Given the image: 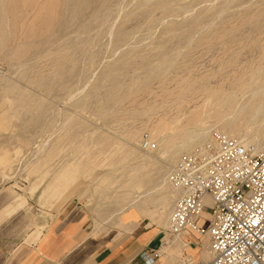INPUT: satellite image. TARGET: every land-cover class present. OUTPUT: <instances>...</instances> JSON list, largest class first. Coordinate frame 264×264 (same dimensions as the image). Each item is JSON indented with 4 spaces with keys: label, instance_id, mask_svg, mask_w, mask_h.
I'll return each instance as SVG.
<instances>
[{
    "label": "rangeland",
    "instance_id": "374dc122",
    "mask_svg": "<svg viewBox=\"0 0 264 264\" xmlns=\"http://www.w3.org/2000/svg\"><path fill=\"white\" fill-rule=\"evenodd\" d=\"M114 1V2H113ZM112 1V7H113V15L112 17L110 18V22L108 24V26L112 25V31H116V32H122L125 31V32H128L131 37L130 38V41H126V42H122L121 43H114V37L110 38L107 34L105 36H103L101 38V40L99 41V44L95 47L96 49H94L93 51H96L98 52L97 53V56L98 58L96 59V62L94 65L96 66H93L92 68H90L88 70V72L86 73V78L83 79L81 82H78V83H71V90L70 92L76 87L78 86V88L74 89L73 92H69V93H66L63 95L62 92L60 91H54L52 93V95H47L43 92H41L40 90L38 89H34L30 86V83H28L30 80V78L33 76V74L31 75L30 73V76L26 77V78H22L19 76L20 74V68L17 66H14L15 68H17L19 71H16L14 69V67L10 64H8L6 61H4L3 59L0 58V247L4 248L5 250L7 251H13L21 246H30V244H32V241H38L41 236L43 235V233H45L46 231H49V229L51 228V226L53 224H56L59 222V219L63 218V214L66 213V211H74L75 213L76 212H79L82 214L83 218L85 219L86 221V224H85V232L86 233H95L92 237H95V238H98V237H105V238H111V237H118L120 235V233L122 232L123 228H121L119 225H118V222L116 220V218L118 217V211L120 210L121 208V205H123V203H116L117 201V196H118V187L122 184V183H125L127 181V179L129 178V175L130 173L128 172L129 170V165H126L128 164L127 161L124 162L123 160V163L125 165H121V167H123L124 169H119V166L118 165V161L120 160V155H118L117 152H119V149L120 151H125L127 149H129L131 147V149L133 148L137 154H143L144 152L140 151V145L141 143L144 141V140H148L149 141V130L148 127H150L151 125L153 126L154 124H156L157 120L161 118H164L166 117L165 115L168 116L169 114V117L165 119V121H168V122H172V120L176 119V118H180L181 120V117L182 115H185L182 117V120L181 122H179L178 124L181 125L184 123V121H186V117H188L190 115V112L191 111H196L195 110V107H197V110H199V107L202 105V99L203 97L201 95H199V93H196L194 94L195 96H188L187 98H185V103L183 102V106L181 107V109H179V112H180V115L178 116L179 112L176 108V106H174V104H170V101H166V99L164 98H161L163 96H160L159 94H161V89H160V84L158 83L159 81L157 80L155 82L154 80V84H153V81L152 83H150L152 86L149 84L148 87L149 90H147L148 92L146 93L145 91L143 90H140L141 92H143V95L142 93H140L139 91V88H138V91L139 93L134 91V93H138L140 96H142L141 98H139V95L137 96L135 94L132 95V93L130 95H132L130 97L129 95V99L128 97H124V98H127L128 100V104L125 102L126 99H120L123 104H121L120 102V105H122V108L120 105H118L119 101L116 100V103L115 102H111L110 103V106L113 107L111 108V113L112 114H116V115H119L121 117H123V119L121 120L120 123H115V122H112V119H102L100 118L99 116H97L95 113H94V104L92 103L91 106L89 107H85L86 109L84 111H80V110H77L75 109L71 104H73V102L75 101H79L77 100L79 97H83V99H90L91 98V95H90V91H91V88L93 86V84H97L99 82V84H104V77H103V74H104V71L106 68L108 67H112L113 66V63H115L114 66H119L118 68V72H117V75H116V83L121 87L123 84H126V85H123L121 88L122 90L123 89H126V87L132 85L133 83H131L130 81L134 82V80L138 79V81H141L143 79V75L145 74V68L151 66L149 65L152 64V65H155V62L159 61L158 59H160L162 57V55L166 56L165 57H169L171 58V60H174L176 58V56H178L175 60L176 62L172 61V66L169 67L170 70H166V76L168 77L169 75L173 74L175 76H169L167 79L169 80V82L167 83V86L168 88H172L174 86V83L172 81L175 82L174 79H176L178 77V75L180 77H178L177 79H182L183 77L187 78L188 75H191V76H188L191 77V78H195L196 77V80L198 81H203L204 83H207V85L209 84V86H212L213 87V84L215 85L217 81H219V78L221 79V75H222V79H230L233 77V74H231V71L232 73H234L233 71H238L240 70L241 68L245 67V66H248V65H253V63L255 62V59L256 62L254 65H257L258 63H260V67L263 66L264 67V32H263V24L259 22L256 23V21H258L259 17L262 16L261 14L263 13L264 11V8H260L261 6L263 7L264 6V0H237L239 2H234L235 0H206L207 2H204L203 1H199V0H188V1H183V0H167V2L171 3L172 4H175V5H171V7H174V13L172 14V16L170 15V13H172L173 9H171L169 12H161V10L157 8V10H155L156 7H153L151 9L148 10V13H143L141 12V14L137 11V7L142 3V2H145L144 0H140L141 3L138 2V0H113ZM157 1L161 2V0H150V2L152 3H156ZM164 0H162L163 2ZM192 3H189L191 2ZM211 1V2H210ZM214 1V3H213ZM221 1V2H220ZM232 1V2H231ZM242 1V2H241ZM259 1V2H258ZM146 2H149L146 1ZM149 2V3H150ZM166 2V1H165ZM184 2V3H183ZM198 2V3H197ZM210 2V3H209ZM217 2V3H216ZM224 2V3H223ZM226 2H228L227 4H225ZM241 2V3H240ZM256 4H260V5H255ZM260 2H263V3H260ZM126 3V4H125ZM136 3H139L136 4ZM150 3V4H152ZM179 3H183L181 5H177ZM188 5H187V4ZM195 5H194V4ZM207 3L208 5L206 6ZM224 4L223 6L222 5H219V4ZM231 3L232 6H231ZM235 3V4H234ZM246 3V4H245ZM254 3V4H253ZM186 4V5H185ZM193 4V5H191ZM212 4V5H211ZM230 4V5H228ZM248 4V6H247ZM250 4V5H249ZM153 5V4H152ZM177 5V7H176ZM227 5V6H226ZM242 5V6H241ZM246 5V6H245ZM128 6V7H127ZM136 6V7H135ZM183 6L182 9H186V11L182 10L181 8L179 7ZM187 6V7H186ZM190 6V8L187 10V8ZM211 6V7H210ZM219 6V7H218ZM230 6V7H229ZM237 6V7H236ZM239 6V7H238ZM250 6V7H249ZM253 6L255 8H253ZM114 7L116 9H114ZM131 7H135V8H131ZM185 7V8H184ZM196 7V8H195ZM206 8V10L208 9V11H205V9L203 8ZM216 7L218 8L216 9ZM222 7V9H221ZM224 7V8H223ZM228 9H227V8ZM237 8V11L233 10L234 8ZM243 8V9H239V8ZM259 7V9H258ZM179 8V9H178ZM202 8V9H201ZM215 8V10H214ZM235 8V9H236ZM247 8V9H245ZM251 10H250V9ZM176 9V10H175ZM178 9V10H177ZM193 9V10H192ZM226 9V10H225ZM232 9V10H230ZM116 10V11H115ZM130 10L129 14L134 15L133 17H131V15L128 14V11ZM136 10V11H134ZM151 10V11H150ZM179 10L180 13H179ZM199 10V11H197ZM202 10V11H201ZM229 10V11H228ZM240 10V11H239ZM246 10V11H245ZM255 10V11H254ZM134 11V13L132 12ZM184 11V12H183ZM188 11L190 13H188ZM194 11V12H193ZM207 15H205V13ZM214 11H216L214 13ZM227 11L228 15L229 13H231L232 16H227V13H225ZM231 11V12H230ZM245 11V12H244ZM257 11V12H256ZM116 12V13H115ZM132 12V13H131ZM154 14H152V13ZM161 12V13H160ZM197 12V13H196ZM211 12V13H210ZM219 12V13H217ZM221 12V13H220ZM250 12V13H249ZM262 12V13H260ZM150 13L152 14V16L154 15L153 17V21L157 22V21H160V23H152V16H149ZM156 13V14H155ZM164 13V14H162ZM169 13V14H168ZM176 13V14H175ZM182 13V14H181ZM223 13V14H222ZM239 13V14H238ZM243 13V14H242ZM248 13V14H247ZM255 13V14H253ZM260 14V16H258V14ZM88 13H86L87 15ZM167 14V15H166ZM177 14L179 15V17L177 16ZM203 14L205 16H203ZM212 14V16H211ZM219 14V16H218ZM224 15V16H221ZM250 14V15H249ZM137 15V16H136ZM164 15V16H162ZM183 15V16H182ZM191 15H194V16H190ZM214 15V16H213ZM216 15L218 17H216ZM240 15V16H238ZM244 15V16H243ZM130 16V18H129ZM142 18H141V17ZM149 16V17H148ZM161 16V17H160ZM166 16V17H165ZM176 16V18H175ZM185 16V17H184ZM195 16L197 18L198 16V20L195 19ZM201 16V17H200ZM209 16L212 17H215V18H212L210 19ZM226 16V17H225ZM238 16V17H237ZM248 16V17H247ZM253 16V17H252ZM257 16V17H256ZM156 17H159V20L158 18ZM169 19H168V18ZM182 17V18H180ZM188 17V18H186ZM208 19H207V18ZM230 17V18H229ZM233 17V18H232ZM240 17V19H239ZM243 17V18H241ZM247 17V18H246ZM251 17V18H250ZM255 17V19H253ZM151 18V19H150ZM162 21H161V19ZM167 20H165V19ZM171 18V19H170ZM175 18V19H173ZM194 18V20H193ZM220 18V19H219ZM225 18V19H224ZM232 22H230L228 19ZM232 18V19H231ZM247 20H246V19ZM250 18V22H249V19ZM258 18V19H257ZM118 19V20H117ZM130 19V21H129ZM131 19H133L131 21ZM152 22H150V20ZM155 19V20H154ZM173 19V20H172ZM184 21H183V20ZM186 19V20H185ZM190 19V20H189ZM214 19V20H213ZM235 19V20H234ZM244 19V20H243ZM175 20V21H174ZM210 22H208V21ZM211 20V21H210ZM217 22H216V21ZM223 22H222V21ZM225 20H228V21H225ZM259 20H262V19H259ZM126 21L130 22V24L127 22L126 24ZM143 21V23H142ZM164 21V22H163ZM172 21V22H171ZM174 21V22H173ZM178 21V22H177ZM186 21V22H185ZM189 21V22H187ZM191 21V22H190ZM193 21H196L197 23H200L198 25H190V23H193ZM199 21V22H198ZM202 21V23H201ZM236 21V22H235ZM244 21V22H243ZM254 21V22H253ZM125 22V23H123ZM183 22V26H182V23ZM206 22V24H205ZM216 22V23H214ZM220 22H222L220 24ZM228 22V24H227ZM234 22L236 23V25H234ZM239 22V23H238ZM111 23V24H110ZM133 23V24H132ZM140 23H142L140 25ZM145 23V24H144ZM147 23V24H146ZM155 24V26L153 27V25ZM174 23V24H173ZM179 23V24H178ZM211 23H214L213 25ZM244 23V24H243ZM246 23V25H245ZM247 23H250V24H247ZM123 24H125V26H122ZM151 24V25H150ZM160 24V25H159ZM169 26V29L168 27L166 26ZM173 24V25H172ZM181 24V26H179ZM187 24V25H186ZM203 24V25H202ZM224 24V27L222 26ZM255 24V25H253ZM114 25H115V28H114ZM118 25V26H117ZM138 25V26H136ZM149 25V27H147ZM185 25V26H184ZM189 25V26H188ZM209 25H211L209 27ZM220 27H218V26ZM234 25V26H233ZM239 25V27H238ZM241 25V26H240ZM252 25V27H251ZM117 26V27H116ZM141 28H140V27ZM146 26V28L144 29V27ZM166 26V27H165ZM177 26V27H175ZM179 26V27H178ZM202 26V27H201ZM206 26V27H204ZM208 26V28H207ZM213 26V28H212ZM216 26V27H215ZM222 26V27H221ZM230 26V28H229ZM237 26V28H235ZM246 29V31L243 29ZM250 26V27H249ZM120 27V29H119ZM123 27H125V29H123ZM143 27V28H142ZM151 27V29H149ZM165 27V28H164ZM172 30H171V28ZM175 29H174V28ZM231 27H233L231 29ZM242 27V28H240ZM261 27V28H260ZM122 28V29H121ZM134 28L136 30H134ZM142 29V31L140 29ZM180 28V29H179ZM182 28V29H181ZM184 28H187L185 29L184 31V34H183V31L181 30H184ZM195 28V29H194ZM204 28V29H203ZM209 28H212L213 30L209 33V31L211 29ZM215 28V29H214ZM225 28V29H224ZM240 28V29H239ZM118 29L120 31H118ZM129 29V30H128ZM132 29V30H130ZM168 29V31H167ZM179 29V30H178ZM206 29V30H205ZM209 29V31H208ZM220 29V30H218ZM224 33H222L223 31ZM229 32L230 31H233V35L231 36V32H227L228 34H226V30ZM255 29V30H254ZM139 30V31H138ZM197 30L194 34V31ZM200 30V32L198 33V31ZM204 30V31H203ZM217 30V31H216ZM244 30V31H243ZM130 31V32H129ZM164 31V32H163ZM172 31V32H170ZM179 31V34L177 35L176 33ZM206 31V33H204ZM208 31V32H207ZM221 31V34L220 32ZM236 31V32H235ZM249 31V32H248ZM260 31V32H259ZM136 33V34H133ZM217 34H216V33ZM219 32V33H218ZM173 33V34H172ZM201 33H204L203 35L205 36H202L200 35ZM209 33V34H208ZM212 33L214 34V36L212 35ZM257 33V34H256ZM261 35H260V34ZM150 34V35H149ZM181 34V35H180ZM194 34V36H193ZM207 34V35H206ZM212 36H211V35ZM216 34V35H215ZM220 34V35H219ZM247 37H246V35ZM254 34V35H253ZM152 35V36H151ZM165 35V36H164ZM169 37H167V36ZM177 35V36H176ZM190 35L192 37H190ZM209 35V38L211 37L210 41H209V45L206 43L208 42L209 38H206L208 37ZM236 35V36H235ZM259 35V36H258ZM135 36V37H134ZM174 36V37H173ZM179 36L183 37V38H179ZM203 38H202V37ZM217 36V37H216ZM223 36H225L223 38ZM229 36V38L227 37ZM231 36V37H230ZM240 36V37H239ZM260 38H258V37ZM262 36V37H261ZM185 37V38H184ZM188 37H190L189 41H185V40H188ZM239 37V38H238ZM243 37V38H242ZM245 37V38H244ZM128 38V39H129ZM132 38V39H131ZM134 38V39H133ZM166 38V40H165ZM172 38V40H171ZM181 41H179L178 40ZM195 39L193 40V42H195V44L192 42V39ZM197 38L198 41H197ZM206 38V39H205ZM215 38V40H214ZM223 38V39H222ZM228 38V39H227ZM237 38V39H236ZM242 41H241V39ZM250 40H249V39ZM255 38H258L260 39L259 41L262 43H260L259 41H257L258 39H255ZM112 39V41L110 40ZM138 39V40H137ZM176 39V40H175ZM204 39V40H203ZM214 42H213V40ZM246 39V40H245ZM248 39V40H247ZM253 39V40H252ZM110 40V41H109ZM135 40V41H133ZM137 40V41H136ZM169 40V41H168ZM171 40V41H170ZM174 40V41H173ZM201 40V41H200ZM203 40V41H202ZM219 40V41H218ZM223 40V41H222ZM229 40V41H228ZM101 41H103L101 43ZM168 41V43H167ZM200 41V42H199ZM205 41V42H204ZM219 43H218V42ZM231 41V42H230ZM238 41V43H237ZM247 41V43H246ZM255 41V42H253ZM132 42H135L136 44H138L137 46L134 47V44L135 43H132ZM170 42H171V46H170ZM179 42V43H178ZM184 42V43H183ZM202 42H204L202 44ZM211 42V43H210ZM223 42V43H222ZM240 42V43H239ZM243 42V43H242ZM250 42V43H249ZM108 43V44H107ZM126 43V44H125ZM133 46H130V44ZM167 45H166V44ZM178 43V44H177ZM187 43V45H185ZM192 43V44H191ZM228 43V44H227ZM236 43V44H235ZM242 43V44H241ZM107 44V45H106ZM122 44V45H120ZM135 44V45H136ZM164 44V45H163ZM169 44V45H168ZM177 44V45H175ZM201 44V45H199ZM207 46H205V45ZM213 44V45H212ZM222 44V47L220 48V46L218 45H221ZM230 44V45H229ZM234 44V45H233ZM247 44V46H246ZM251 44V45H250ZM252 44H255V45H252ZM263 46L262 49H263V54L261 55L260 53V48H261V45ZM116 45V46H115ZM120 45V46H119ZM189 45H191L190 47H188ZM224 45V46H223ZM229 45V46H228ZM237 45V46H235ZM241 47H240V46ZM245 45V46H244ZM249 45V47H248ZM258 45V46H257ZM260 45V46H259ZM114 46V47H113ZM119 46V47H118ZM130 46V47H129ZM139 46V47H138ZM167 46V47H166ZM175 46V47H174ZM176 46L178 50H176ZM180 46V47H179ZM184 48H182V47ZM187 46V51L185 50ZM197 46V47H195ZM201 46V48H200ZM204 46V47H203ZM216 46V47H214ZM113 47V48H112ZM116 47V48H115ZM165 47H166V50H165ZM192 47V48H191ZM209 47H212V48H209ZM214 47V48H213ZM225 47V49H224ZM132 48H134L132 50ZM164 49V52H163V49ZM169 48V49H168ZM179 48H182V49H179ZM190 48V49H189ZM195 50H194V49ZM199 50H198V49ZM228 48V49H227ZM232 48V49H231ZM233 48H235L233 50ZM241 48V49H240ZM252 48V49H251ZM98 49V50H97ZM173 49V50H172ZM210 51H209V50ZM213 49V50H212ZM222 49V50H221ZM239 49V51H238ZM171 50V51H169ZM176 50V51H175ZM189 50V51H188ZM202 50V51H201ZM230 50V51H229ZM233 50V52L231 51ZM246 50V51H245ZM131 51V52H130ZM174 53H173V52ZM181 52V53H178V52ZM186 51V52H185ZM194 51V52H192ZM205 51V52H203ZM208 51V52H207ZM240 53H238V52ZM244 52V53H241V52ZM254 51V53H253ZM129 53H133L132 55L128 54ZM168 52V53H166ZM171 52V53H170ZM175 52L176 54L178 53V55H175ZM189 52V54H188ZM215 52V53H214ZM250 52V53H249ZM170 53V54H169ZM187 53V54H186ZM194 53V54H193ZM230 53V54H229ZM234 55H233V54ZM114 54V55H113ZM128 57H127V55ZM135 54V55H134ZM184 54L186 55H189L187 57H192L191 60H189ZM193 54V55H191ZM198 54V55H197ZM210 54V56H209ZM213 54V55H212ZM216 54V55H215ZM219 54V55H218ZM226 54V55H225ZM229 54V55H228ZM238 54H240L238 56ZM253 54V55H252ZM161 55V56H159ZM175 55V56H174ZM181 55V56H180ZM184 55V56H183ZM191 55V56H190ZM197 57H195V56ZM205 57H204V56ZM246 55V57H245ZM261 55V56H260ZM126 56V57H125ZM131 58H130V57ZM136 56V57H135ZM163 56V57H164ZM213 56L215 59H213ZM226 56V57H224ZM233 56V57H232ZM241 56V57H240ZM252 56H254L252 58ZM123 57V58H122ZM184 57V58H182ZM207 57V58H206ZM212 57V58H211ZM224 57V59H223ZM237 57V58H236ZM47 58V59H46ZM41 57L40 59H42L41 61L42 62H39L40 59H37V61H35L36 59H34V67H33V60L30 61L29 63V67L32 68L33 70V73H35L36 71H41V72H48L51 68V61H50V58L48 57ZM110 58V59H109ZM158 58V59H156ZM194 58V59H193ZM203 58V59H202ZM205 58V59H204ZM210 60H209V59ZM249 61L248 62L246 59ZM46 59V60H45ZM121 59V60H120ZM132 61V65L131 63L128 61V60ZM178 59V60H177ZM185 59V60H184ZM195 59H198V61ZM201 59V60H200ZM208 59V61H207ZM219 59V60H218ZM230 61H229V60ZM238 59V61H237ZM259 59V60H258ZM48 60V61H47ZM120 60V61H119ZM125 60L127 61V63L125 62ZM157 60V61H156ZM183 61V65H182V61ZM194 62H193V61ZM215 60V61H213ZM221 60V61H220ZM223 60V61H222ZM227 60V62H226ZM234 60V62L232 61ZM236 60V62H235ZM47 63H46V62ZM178 61V64H176ZM181 61V62H180ZM212 61V62H211ZM260 61V62H259ZM36 63H39V64H35ZM50 62V63H49ZM108 62V63H107ZM125 62V63H123ZM148 62V64H147ZM152 62V63H151ZM197 62V63H195ZM201 62V63H200ZM202 62L204 65H202ZM214 62V64H213ZM224 62V63H222ZM230 62V64H228ZM238 62V63H237ZM245 62V64H244ZM258 62V63H257ZM49 63V64H48ZM99 63V64H98ZM123 63V64H122ZM154 63V64H153ZM175 63V64H174ZM180 63V64H179ZM184 63H187V64H184ZM199 63V64H198ZM208 63V64H207ZM212 63V64H211ZM216 63V64H215ZM219 63H222V64H219ZM232 66H229L231 64H233ZM236 63V65H235ZM247 63V65H246ZM42 64V65H41ZM46 65L44 67V65ZM117 64V65H116ZM192 64V65H191ZM196 64V66H194ZM210 64V66H209ZM243 64L245 66H243ZM39 65V67H38ZM50 65V66H49ZM108 65V66H107ZM111 65V66H110ZM157 65V64H156ZM177 65V66H176ZM179 65V66H178ZM183 67H182V66ZM189 65H191L192 69ZM202 65V66H201ZM213 65V66H212ZM215 65V66H214ZM228 65V66H226ZM253 65V66H254ZM39 68H37V67ZM40 66H41V69H45L46 67L49 69H47L48 71H46V69L43 71L40 69ZM107 66L105 69L104 67ZM131 68H130V67ZM187 66V68H186ZM205 67V69L208 68V71H209V77H208V73L206 74V71L207 70H204V68L202 69L201 67ZM217 66H218V69H217ZM242 66V67H241ZM44 67V68H43ZM98 67V68H97ZM125 67V68H123ZM129 67V68H128ZM200 67V69H199ZM221 67V69H220ZM230 67V68H229ZM174 68V70L172 69ZM179 68V69H178ZM184 68V69H182ZM186 68V69H185ZM210 68V69H209ZM224 68V69H222ZM229 69V70H226V69ZM35 69H37L35 71ZM104 69V70H103ZM125 69V70H123ZM176 69H177V72H176ZM190 69V71H189ZM196 69V70H195ZM215 71H213V70ZM235 69V70H234ZM182 70V71H181ZM195 70V71H194ZM199 70V71H198ZM202 70V71H201ZM204 70V71H203ZM122 71V72H121ZM168 71V72H167ZM175 73H174V72ZM185 73H184V72ZM198 71V72H197ZM201 71V72H200ZM182 74H181V73ZM189 72V73H187ZM193 72V73H192ZM215 73H216V76L219 75V72L220 73V77L217 76L216 78L213 77ZM223 72V73H222ZM168 73V74H167ZM200 73V74H198ZM218 73V74H217ZM229 73V75H228ZM121 78H120V76ZM178 74V75H177ZM196 74V75H195ZM205 74V75H204ZM231 74V75H230ZM128 75V76H127ZM132 75V76H131ZM182 75V77H181ZM205 76L206 80H203L205 79L204 77H201V76ZM211 75V76H210ZM224 75V76H223ZM230 76V77H227L226 76ZM20 78H19V77ZM90 76V77H89ZM127 77V79H126ZM172 77V78H171ZM212 77V79H211ZM9 78V79H8ZM28 78V80H26ZM119 78L121 80H119ZM132 80H131V79ZM174 78V79H173ZM202 78V80H201ZM210 78V80H209ZM123 79V80H122ZM130 79V81H129ZM176 79V80H177ZM3 80V81H2ZM101 80V81H100ZM172 80V81H171ZM216 80V81H214ZM26 81V82H25ZM97 81V82H95ZM118 81V82H117ZM125 81V82H123ZM137 81V80H136ZM135 81V82H136ZM206 81V82H205ZM213 81V82H212ZM83 82V83H82ZM123 82V83H121ZM128 82V83H127ZM81 83V84H80ZM172 83V84H171ZM78 84V85H77ZM80 84V85H79ZM121 84V85H120ZM13 85H14V88L15 87H21L22 89H26V91H29L30 93L32 94H37V98H41L43 99L46 103H49L50 106L53 108L52 112L50 113L49 117L51 120H53L51 124H54L53 126L51 125L50 128H45V129H36L34 134H32L34 136V138L31 139V141L29 140L30 139V134L29 133H24V130L21 129V120H24L25 119V112L22 111L20 112V110L17 109V101L14 99L16 97H14V92H13ZM17 85V86H16ZM29 85V86H28ZM87 85V86H86ZM156 85V86H155ZM10 86V87H9ZM108 86V84H107ZM155 86V87H154ZM159 86V88H158ZM9 87V88H8ZM36 90V91H35ZM102 90V91H101ZM100 90V94L103 93V95L105 94V90L104 89H101ZM153 90L155 91L153 93ZM159 90V91H158ZM78 91V92H77ZM126 90H123L122 92L126 93L125 92ZM151 91V92H150ZM158 91V92H156ZM34 92V93H33ZM59 92L62 94H59ZM76 92V93H75ZM133 93V94H134ZM152 94V97L151 95L149 94ZM69 94V95H68ZM147 96H146V95ZM198 94V96H197ZM45 95V96H44ZM47 95V96H46ZM90 95V96H89ZM149 95V96H148ZM157 95V96H156ZM162 95V94H161ZM134 96V97H133ZM160 96L159 99H157L158 97ZM200 96V97H199ZM77 99H76V98ZM147 97V98H146ZM151 97V98H150ZM192 97V98H191ZM195 97V98H194ZM79 98V99H80ZM133 98H138V100L136 101L135 99L133 100ZM150 98V99H149ZM191 98V99H189ZM194 98V99H193ZM198 98H201L200 100ZM82 99V98H81ZM80 99V100H81ZM131 99V100H130ZM154 99V101H153ZM157 99V100H156ZM188 99V100H187ZM150 100V101H149ZM163 100V101H162ZM196 100V101H195ZM131 101V102H129ZM134 101V103H132ZM146 102V106H148V104L150 106L154 105L155 106H152L154 108H157V113L153 112V113H150L149 115H147V117L144 115V116H138L140 117V119L137 117H133L132 114H131V111H130V108L132 109H135V110H139L142 108L143 104L145 106V103L143 102ZM153 101V103H152ZM166 102H168L167 105ZM189 101V102H188ZM138 105H136L135 104ZM155 102V103H154ZM157 102H159V104H157ZM194 104H192V103ZM12 103V105H11ZM134 104L133 106H129V104ZM162 103V104H161ZM163 103L165 105H167L169 108H164L165 105H163ZM173 103V102H171ZM191 103V105L189 106V104ZM140 104V106H139ZM198 104L200 105L198 107ZM116 105V106H115ZM188 105V106H187ZM123 106H126L123 107ZM162 108L160 109L159 108ZM173 106V107H172ZM91 107V108H90ZM115 107V108H114ZM117 107V109H116ZM120 107V108H119ZM138 107V108H137ZM140 107V108H139ZM189 107V108H188ZM14 108V109H13ZM93 108V109H92ZM114 108V109H113ZM119 108V110H118ZM159 108V109H158ZM185 112H183V110ZM187 108V109H186ZM84 109V108H83ZM116 109V110H115ZM123 109V110H122ZM127 109V111L125 110ZM129 109V111H128ZM169 111H168V110ZM193 109V110H192ZM18 110V111H17ZM158 110H161L160 112ZM168 112H167V111ZM56 111V112H55ZM62 113H60V112ZM64 111V112H63ZM93 111V112H92ZM125 111L127 113H125ZM166 112V114L164 115V113L162 112ZM116 112V113H114ZM120 112V113H119ZM171 112V113H170ZM189 112V113H188ZM58 113V114H57ZM63 113H65L67 115V117H73L75 118L76 120H80V124L82 125V127L84 128L86 125H89L87 126L86 128L87 129H79V130H82V134H81V131H78V129H64L63 128V125H64V117H63ZM94 113V114H93ZM122 113V115H121ZM125 113V114H123ZM131 115H129V114ZM177 113V114H176ZM186 113V114H185ZM6 114V116H5ZM14 114H16V116H14ZM128 114V115H127ZM154 114V115H153ZM171 114V115H170ZM175 114V115H174ZM210 113H206L204 114L202 117L203 119V123L205 126L209 127V134L207 135V139L205 143H202V146L204 144H206L209 140H210V137H211V134L214 132V131H220V128L218 127V125L216 124V119L214 120V118L212 117V115H207ZM3 115L5 116V118L3 117ZM56 115V116H55ZM59 115V116H58ZM127 117H125V116ZM159 116V117H156V116ZM161 115V116H160ZM206 115V116H205ZM13 116V117H12ZM52 116V117H51ZM61 116V117H60ZM75 116V117H74ZM154 116V117H153ZM173 116V117H172ZM178 116V117H177ZM7 117V118H6ZM10 117V118H8ZM17 117V118H15ZM55 117V118H54ZM57 117V118H56ZM63 117V118H62ZM131 117V118H130ZM132 117H133V120H132ZM144 117V119H143ZM149 117H151L149 119ZM171 117V118H170ZM185 117V118H184ZM207 117L209 119H207ZM54 118V119H52ZM142 118V119H141ZM153 118V119H152ZM156 118V119H155ZM178 118V120H179ZM213 118V119H212ZM3 119V120H2ZM4 119L6 121H4ZM8 119V120H7ZM128 119V120H127ZM155 119V121H154ZM185 119V120H184ZM3 122H2V121ZM109 120V121H108ZM134 120H137V121H134ZM144 124H146V126L143 124V121ZM207 120V121H206ZM104 121L106 123H104ZM130 121V122H129ZM133 121L135 122L133 124ZM139 121H141L139 123ZM149 121V122H147ZM153 121V123H151ZM205 121V122H204ZM5 122V123H4ZM58 122V123H57ZM63 122V123H62ZM83 122V123H82ZM111 122V123H109ZM125 122V123H123ZM209 122V123H208ZM215 122V123H213ZM86 125H85V124ZM131 123V124H130ZM139 123V124H138ZM149 123V124H148ZM181 123V124H180ZM206 123H208L206 125ZM84 124V125H83ZM108 124V125H107ZM110 124V125H109ZM113 124V125H112ZM123 124V125H121ZM133 124V125H132ZM136 124V125H135ZM177 124V125H178ZM91 125L93 127H91ZM112 125V126H111ZM119 125V126H118ZM141 125L140 127H135L136 129H141L142 131H140V136H142V138L140 137L139 140H137L135 143H131L130 145L127 144L126 142H123L125 141L124 138H123V132L122 130L123 129H127V128H134V126H139ZM143 125V126H142ZM148 125V126H147ZM212 125V127H210ZM44 126V125H43ZM126 126V128H125ZM214 126V127H213ZM8 127L11 129H9L8 131L4 130L5 129H8ZM90 127V128H89ZM95 127V128H94ZM107 129V131H109V133L105 130V128ZM122 127V128H121ZM145 127V128H144ZM92 128H94L92 130ZM118 128V131L117 130H114ZM144 128V129H143ZM147 128V129H146ZM211 128V129H210ZM21 129V130H20ZM146 129V131H144ZM45 130V133L44 131ZM85 130V131H83ZM92 130V132H91ZM114 130V131H113ZM39 131V132H38ZM73 131V132H72ZM88 131V132H87ZM102 131V132H101ZM112 131V134L114 135V138H113V135H110ZM120 131V132H119ZM124 131V130H123ZM144 131V132H143ZM75 132V133H74ZM87 132V133H86ZM90 132V133H89ZM101 132V133H100ZM105 132V134H107L108 136H111L112 139H114L118 144L120 143V145L116 144V142L114 141V146L112 145V147H110V150H107L109 152L106 151V153L104 154V156H100L99 159H98V162H97V165L95 166H92L90 171H87L84 167L86 166L87 164V161L89 160V152L90 150H94L95 148V140L101 135H105L103 134ZM122 132V133H121ZM15 133V134H14ZM37 135H36V134ZM41 133V134H39ZM100 133V134H99ZM29 134V135H28ZM72 134V135H71ZM94 134V135H93ZM116 134V135H115ZM70 135V136H69ZM74 135V137H72ZM77 135V136H76ZM84 135V138L83 136ZM96 135H99L98 137ZM16 136V137H14ZM21 136V138H20ZM27 136V137H26ZM37 136V137H36ZM76 136V137H75ZM13 137V139H12ZM22 137H24L26 141L28 142H24V145L22 147L21 144H23V141L21 139H23ZM110 137V138H111ZM117 139H116V138ZM20 138V139H19ZM29 138V139H27ZM87 138V140H86ZM93 138H96L92 141ZM4 139V140H3ZM121 139V140H120ZM20 140V141H19ZM34 140V141H33ZM89 140V141H88ZM123 140V141H122ZM47 141V142H46ZM122 141V142H121ZM85 142V143H84ZM150 142V141H149ZM27 143H29V145H27ZM40 143H44L43 145V148L40 150V151H36L38 149V145ZM94 143V144H93ZM122 143V144H121ZM151 143V142H150ZM83 144V145H82ZM125 144V145H123ZM137 144V145H136ZM153 144L152 146H154L153 148H156L157 149V145L156 143H154L152 141ZM5 147H4V146ZM20 145V147L18 146ZM47 145V146H46ZM92 145V146H91ZM116 145V146H115ZM28 146V147H27ZM94 146V148H93ZM3 147V148H2ZM18 147V148H17ZM27 147V148H26ZM37 147V148H36ZM121 147V148H120ZM198 148L200 147V145L197 146ZM195 147V149L197 148ZM83 148V150H81ZM125 148V149H123ZM89 149V150H88ZM159 149V148H158ZM35 150V151H34ZM39 150V149H38ZM138 150V151H137ZM194 150V149H193ZM42 151V152H41ZM88 151V152H86ZM155 151V149H154ZM37 152V153H36ZM86 152V153H85ZM112 152V153H111ZM142 152V153H141ZM158 152V151H157ZM157 152L155 153V157L157 159L158 158V154ZM37 155H36V154ZM146 153V152H145ZM149 153V152H148ZM2 154V155H1ZM78 154V155H77ZM111 154V155H110ZM184 153H181L178 158ZM35 155V156H34ZM114 155V156H113ZM4 156V157H3ZM106 157V158H105ZM82 158H84L83 160H81ZM102 158V159H101ZM178 158L176 159V161L178 160ZM38 159V160H37ZM101 159V160H100ZM9 160V161H8ZM40 160V161H39ZM104 160V162L102 163V161ZM83 161V162H82ZM115 161V162H113ZM175 161V163H176ZM7 162V163H6ZM42 162V163H41ZM100 162V163H99ZM107 162V163H106ZM113 162V163H112ZM160 163L159 161H155L154 163H152L149 167H146L144 168L142 171L144 174L147 175L146 179H148L146 181V184L145 186L146 187H151L153 185H156L158 182L156 180V177H155V171H153L154 169L156 170L159 166H160ZM175 163L169 165V168L171 167V169L173 168V166L175 165ZM41 164H43L41 166ZM68 164V165H67ZM74 164V165H73ZM83 164V165H82ZM99 164H100V167H99ZM103 164V165H102ZM112 164V165H111ZM32 167H31V166ZM76 165V166H75ZM30 166V167H29ZM36 166V167H35ZM40 166V167H39ZM44 166V167H43ZM61 166V167H60ZM65 166V167H64ZM70 166V167H69ZM73 166L74 168H77L78 170L76 171V173L73 175V177L70 179H64L63 177L66 175V172H68L69 170L71 171L73 169ZM105 166V167H103ZM131 166V165H130ZM17 167V168H16ZM42 167V168H41ZM64 167V168H63ZM116 167V169H115ZM118 167V168H117ZM36 170H35V169ZM63 168V169H62ZM68 168V169H67ZM114 168V171L112 170ZM153 168V169H152ZM38 169V170H37ZM62 169V170H60ZM67 169V170H66ZM171 169H169L171 171ZM34 170V171H33ZM46 170V171H45ZM99 170V171H98ZM113 172H112V171ZM29 171V172H28ZM37 171V173L35 172ZM44 171V172H43ZM57 171V172H56ZM83 171V172H82ZM86 171V172H85ZM35 172V173H34ZM43 172V173H41ZM59 175V177L56 175ZM101 172V173H100ZM108 172V173H107ZM111 172V173H110ZM125 172V173H123ZM6 175V176H3V174ZM53 173V174H52ZM60 173V174H59ZM37 174V175H36ZM118 174V175H117ZM121 174V175H120ZM170 174V173H169ZM43 175V176H42ZM52 175V177L50 176ZM56 175V176H55ZM110 175V176H109ZM112 175V176H111ZM3 176V177H2ZM83 176V177H82ZM169 176V175H168ZM39 177V178H38ZM55 177V178H54ZM57 177V178H56ZM109 177V178H108ZM116 177V178H115ZM6 178V179H5ZM63 178V179H62ZM106 178H108L106 180ZM151 178V179H150ZM168 178V177H167ZM53 179V180H52ZM93 179V180H92ZM101 179V181H100ZM121 179V180H120ZM123 179H126V180H123ZM53 182H52V181ZM64 180V181H63ZM109 180V181H108ZM117 182H120L119 183H116ZM60 181H63V182H60ZM92 181V182H91ZM153 181V182H152ZM49 182V183H48ZM59 182V183H58ZM106 182V183H105ZM111 182V183H110ZM61 183V184H60ZM100 183L102 184L101 186ZM150 183V184H149ZM48 184V185H47ZM117 184V185H116ZM148 184V185H147ZM58 186L57 190L55 191H52V189H54V186ZM115 185V186H114ZM46 186V187H45ZM94 189H93V188ZM112 187V188H111ZM114 187V188H113ZM117 187V188H116ZM49 188V189H48ZM100 188V189H99ZM103 188V189H102ZM111 188V189H109ZM99 189V190H98ZM107 189V190H106ZM113 189V190H112ZM116 189V190H115ZM98 190V191H96ZM47 191V192H46ZM112 191V192H111ZM46 192V193H45ZM50 192V193H49ZM99 192L101 194H99ZM109 192V193H108ZM116 192V193H114ZM98 193V194H97ZM104 193V194H103ZM44 194H47V195H44ZM50 196H49V195ZM103 194V195H102ZM43 195V196H42ZM115 195V196H114ZM156 195V197H155ZM155 195H152V197L154 198H157L158 195L155 194ZM117 197V198H116ZM42 198V199H41ZM45 198V199H44ZM105 198V199H104ZM107 198V199H106ZM110 198V199H108ZM109 200V202H107ZM46 201V202H45ZM45 202V203H44ZM104 202V203H103ZM111 202V203H110ZM19 204L17 205V208L15 209V206L16 204ZM107 203V204H106ZM109 203V205H108ZM113 203V204H112ZM116 203V204H115ZM153 203V202H152ZM174 203V202H173ZM172 203V204H173ZM112 204V205H111ZM48 205V206H47ZM62 206V207H61ZM151 206V207H150ZM172 207L173 205H171V209L169 211H167L168 213H165V216L162 218H160V216L158 215L157 213V209L155 208V203L151 204L149 203L147 205V209L146 211L143 213L145 216L143 217V220L144 222L147 224L149 223L150 225H153V226H156L158 227L160 230H165L168 226V219H169V215H170V212L172 210ZM105 208V209H103ZM111 208V209H110ZM99 209V210H98ZM150 209V210H149ZM154 209V211L152 210ZM109 212H107V211ZM111 210V211H110ZM117 210V212H116ZM153 211V212H152ZM100 212V213H99ZM114 212V213H113ZM149 214V215H148ZM152 214V215H150ZM167 214V215H166ZM103 215V216H102ZM112 215V216H111ZM147 215V216H146ZM101 216V217H100ZM111 216V217H110ZM154 216V217H153ZM106 217V218H105ZM110 217V218H109ZM103 219V220H102ZM106 219V220H105ZM109 219V220H108ZM118 219V218H117ZM158 219V220H157ZM141 220V219H140ZM138 220L137 223L140 221ZM114 221V222H113ZM161 221V222H160ZM164 221V222H162ZM100 222V224H99ZM109 222V223H108ZM116 222V223H115ZM102 224V225H101ZM104 224V225H103ZM136 223L132 224V225H135ZM117 225V226H116ZM198 226L201 227V228H205L206 226V222L205 221H198ZM104 227V229H103ZM100 228V229H99ZM98 230V231H97ZM108 230V231H107ZM108 232V233H107ZM117 234V235H116ZM171 240H174V238H172ZM163 241H166L167 242V234H166V237L164 238ZM169 243V242H168ZM167 244V243H166ZM206 245V242L204 243V246ZM203 246V247H204ZM204 249V248H202ZM171 249L167 250V252H164V254L166 253H169ZM173 252V251H171ZM161 253V252H160ZM175 253V252H173ZM171 254V253H169ZM181 254V251H177V256H179ZM163 256V255H162Z\"/></svg>",
    "mask_w": 264,
    "mask_h": 264
},
{
    "label": "bare ground",
    "instance_id": "6f19581e",
    "mask_svg": "<svg viewBox=\"0 0 264 264\" xmlns=\"http://www.w3.org/2000/svg\"><path fill=\"white\" fill-rule=\"evenodd\" d=\"M112 1L113 0H0V58L3 59L4 61H6L8 64L12 65L13 67L14 66H18L20 68V74L19 76L22 77V78H26L27 76L29 77L30 74L33 76L30 78V80H28V78L26 80H28L30 83V86L34 89H38L40 90L41 92L47 94V95H52V93L54 91H60L64 94L66 93H69L70 90L72 89L71 88V83H78V82H81L83 79H85L86 77V73L88 72V70L90 68H92L93 66H96L94 65L95 62H96V59L98 58L97 56V53L96 51H93L94 49H96L95 47L99 44V41L101 40V38L103 36H105L106 34L111 38L114 37V43L118 44V43H121L123 44V42H126V41H130V38L131 35L128 33V32H125L123 31L122 32H116V31H112V25L108 26L109 22H110V18L112 17L113 15V7H112ZM145 1V0H144ZM148 1V0H146ZM142 2L140 0H138L139 3H141L139 5V3H136L138 4L139 6L137 7V11L141 14V12L143 13H148V10L153 8V7H156L155 10H158L160 9L161 12H169L171 9H173L174 7H171L169 2H167V0H164L162 2H159L157 1L156 3H152L150 4L149 2ZM153 1V0H152ZM155 1V0H154ZM166 1V2H165ZM173 1V0H172ZM181 1V0H180ZM184 1V0H183ZM185 1H188V0H185ZM200 1V0H199ZM203 1V0H201ZM205 2H207L206 0H204ZM203 1V2H204ZM209 1V0H208ZM218 1V0H216ZM230 1V0H229ZM237 0H235L234 2H236ZM240 1V0H239ZM237 1V2H239ZM114 2V1H113ZM211 2V1H210ZM209 2V3H210ZM219 2V1H218ZM221 2V1H220ZM232 2V1H231ZM242 2V1H241ZM240 2V3H241ZM257 2V0H256ZM259 2V1H258ZM184 3V2H183ZM183 3H179L177 5H181ZM189 3H192L189 2ZM198 3V2H197ZM214 3V1H213ZM217 3V2H216ZM224 3V2H223ZM228 2H226L225 4H227ZM255 3V2H254ZM253 3V4H254ZM260 3H263V2H260ZM126 4V3H125ZM187 4V3H186ZM185 4V5H186ZM194 4V3H193ZM191 4V5H193ZM196 4V3H195ZM194 4V5H195ZM206 6L208 5L207 3H205ZM219 4V3H218ZM233 3H231V6H232ZM235 4V3H234ZM246 4V3H245ZM172 5H175V4H172ZM176 5V7H177ZM188 5V4H187ZM212 5V4H211ZM219 5H222V4H219ZM224 5V4H223ZM222 5V6H223ZM230 5V4H228ZM250 5V4H249ZM255 5H260V4H256ZM227 6V5H226ZM242 6V5H241ZM246 6V5H245ZM248 6V4H247ZM128 7V6H127ZM136 7V6H135ZM135 7H131L132 9L135 8ZM179 7V6H178ZM183 7V6H182ZM182 7L180 6L179 8L182 9ZM187 7V6H186ZM211 7V6H210ZM209 7V8H210ZM219 7V6H218ZM216 7V9L218 8ZM230 7V6H229ZM228 7V8H229ZM237 7V6H236ZM235 7V8H236ZM239 7V6H238ZM250 7V6H249ZM178 8V9H179ZM185 8V7H184ZM190 8V6L187 8V10ZM196 8V7H195ZM208 8V9H209ZM224 8V7H223ZM227 8V7H226ZM227 8V9H228ZM233 9L235 11H237V8L236 9ZM253 8H255L253 6ZM260 8H264V6L260 7ZM114 9H116L114 7ZM177 9V10H178ZM202 9V8H201ZM203 9H205V11H208V9L206 10V8L204 7ZM222 9V7H221ZM240 10L243 9L242 7L239 8ZM247 9V8H245ZM250 9V8H249ZM259 9V7H258ZM152 10V9H151ZM150 10V11H151ZM157 10V11H158ZM176 10V9H175ZM184 11H186V9H182ZM193 10V9H192ZM215 10V8H214ZM219 10V8H218ZM226 10V9H225ZM232 10V9H230ZM232 10V12H233ZM239 10V11H240ZM251 10V9H250ZM116 11V10H115ZM136 11V10H134ZM134 11H132L134 13ZM153 11V10H152ZM173 12L170 13V15L172 16V14L174 13V9L172 10ZM181 10H179V13H180ZM183 11V12H184ZM199 11V10H197ZM202 11V10H201ZM204 11V13H205ZM229 11V10H228ZM246 11V10H245ZM244 11V12H245ZM255 11V10H254ZM130 10L128 11V14H129ZM131 12V13H132ZM160 12V13H161ZM182 12V11H181ZM194 12V11H193ZM216 11H214L215 13ZM231 12V11H230ZM238 12V11H237ZM257 12V11H256ZM86 13H88L86 15ZM116 13V12H115ZM142 13V14H143ZM152 13V12H151ZM149 16H152V13ZM188 13H190L188 11ZM197 13V12H196ZM211 13V12H210ZM219 13V12H217ZM221 13V12H220ZM227 13V11L225 12ZM250 13V12H249ZM262 13V12H260ZM135 14V13H134ZM131 15V17L135 16V15ZM141 14V15H142ZM156 14V13H155ZM164 14V13H162ZM169 14V13H168ZM176 14V13H175ZM182 14V13H181ZM223 14V13H222ZM221 16H224L222 15ZM239 14V13H238ZM243 14V13H242ZM248 14V13H247ZM255 14V13H253ZM258 14V13H257ZM167 15V14H166ZM205 15H207L205 13ZM203 14V16H205ZM230 16L231 13H229ZM228 13H227V16H229ZM250 15V14H249ZM262 16H260V14H258L259 19H262V20H259L258 18V21H256V23L259 24L262 23L263 26H264V11L263 13L261 14ZM137 16V15H136ZM148 16V17H149ZM164 16V15H162ZM177 16L179 17V15L177 14ZM183 16V15H182ZM190 16V15H189ZM191 16H194V15H191ZM190 16V17H191ZM212 16V14H211ZM209 16L210 19L212 18H215V17H212ZM214 16V15H213ZM219 16V14H218ZM216 15V17H218ZM240 16V15H238ZM237 16V17H238ZM244 16V15H243ZM141 17V16H140ZM153 17L154 15L152 16V21H153ZM161 17V16H160ZM166 17V16H165ZM185 17V16H184ZM201 17V16H200ZM220 17V16H219ZM226 17V16H225ZM248 17V16H247ZM246 17V18H247ZM253 17V16H252ZM257 17V16H256ZM130 18V16H129ZM142 18V17H141ZM158 18L159 20V17H156ZM168 18V17H167ZM176 18V16H175ZM173 18V19H175ZM182 18V17H180ZM188 18V17H186ZM198 18V16H197ZM195 16V19L198 20ZM207 18V17H206ZM230 18V17H229ZM233 18V17H232ZM231 18V19H232ZM243 18V17H241ZM245 18V19H246ZM251 18V17H250ZM250 18L249 19V22H250ZM151 19V18H150ZM149 19V20H150ZM161 19V18H160ZM165 19V18H164ZM169 19V18H168ZM167 19V20H168ZM171 19V18H170ZM172 19V20H173ZM208 19V18H207ZM217 19V18H215ZM220 19V18H219ZM225 19V18H224ZM228 19V18H227ZM240 19V17H239ZM255 19V17L253 18ZM118 20V19H117ZM133 19H131L132 21ZM155 20V19H154ZM166 20V19H165ZM166 20V21H167ZM183 20V19H182ZM186 20V19H185ZM190 20V19H189ZM194 20V18H193ZM214 20V19H213ZM229 20V19H228ZM228 20H225V21H228ZM235 20V19H234ZM241 20V19H240ZM244 20V19H243ZM247 20V19H246ZM130 21V19H129ZM150 20V22H152ZM156 21V20H155ZM155 21H153L152 23H154ZM162 21V19H161ZM175 21V20H174ZM173 21V22H174ZM184 21V20H183ZM208 21V20H207ZM211 21V20H210ZM216 21V20H215ZM222 21V20H221ZM230 21V20H229ZM228 21V22H229ZM128 21H126V24H127ZM160 23V21H157L155 22L156 23ZM164 22V21H163ZM172 22V21H171ZM178 22V21H177ZM186 22V21H185ZM189 22V21H187ZM191 22V21H190ZM199 22V21H198ZM209 22V21H208ZM217 22V21H216ZM214 22V23H216ZM223 22V21H222ZM220 22V24L222 23ZM227 22V24H228ZM231 22V21H230ZM233 22V21H232ZM231 22V23H232ZM236 22V21H235ZM234 22V25H236V23ZM244 22V21H243ZM254 22V21H253ZM125 23V22H123ZM130 24V22H128ZM143 23V21H142ZM140 23V25L142 24ZM151 23V24H152ZM182 23V26H183V22ZM202 23V21H201ZM210 23V22H209ZM214 23H211L212 25ZM239 23V22H238ZM111 24V23H110ZM133 24V23H132ZM145 24V23H144ZM147 24V23H146ZM150 24V25H151ZM155 24L153 25V27L155 26ZM174 24V23H173ZM172 24V25H173ZM179 24V23H178ZM200 23H197L196 21H193V23H190V25L194 26V25H198ZM206 24V22H205ZM244 24V23H243ZM247 24H250V23H247ZM143 25V24H142ZM160 25V24H159ZM187 25V24H186ZM203 25V24H202ZM215 25V24H214ZM233 25V26H234ZM246 25V23H245ZM255 25V24H253ZM118 26V25H117ZM116 26V27H117ZM122 26H125V24H123ZM138 26V25H136ZM167 26V24H166ZM165 26V27H166ZM170 26V25H169ZM169 26L168 29H169ZM181 26V24L179 25ZM178 26V27H179ZM185 26V25H184ZM189 26V25H188ZM211 25H209L210 27ZM218 26V25H217ZM224 27V24L222 25ZM221 26V27H222ZM241 26V25H240ZM126 27V26H125ZM125 27H123V29H125ZM140 27V26H139ZM144 27V26H143ZM142 27V28H143ZM149 27V25L147 26ZM164 27V28H165ZM177 27V26H175ZM202 27V26H201ZM206 27V26H204ZM216 27V26H215ZM220 27V26H218ZM239 27V25H238ZM243 27V26H242ZM240 27V28H242ZM246 27V26H244ZM243 27V29H244ZM250 27V26H249ZM252 27V25H251ZM114 28H115V25H114ZM141 28V27H140ZM139 28V29H140ZM146 28V26L144 27V29ZM171 28V27H170ZM174 28V27H173ZM208 28V26H207ZM213 28V26H212ZM212 28H209L211 29L209 31V33L213 30ZM230 28V26H229ZM233 27H231L232 29ZM237 28V26L235 27ZM239 28V29H240ZM261 28V27H260ZM120 29V27H119ZM118 29V31H120ZM122 29V28H121ZM151 29V27L149 28ZM167 29V31H168ZM175 29V28H174ZM180 29V28H179ZM178 29V30H179ZM182 29V28H181ZM185 29L187 28H184V30H181L183 31V34H184V31ZM195 29V28H194ZM204 29V28H203ZM215 29V28H214ZM225 29V28H224ZM264 29V27H263ZM126 30V29H125ZM129 30V29H128ZM132 30V29H130ZM134 30H136L134 28ZM142 31V29H140ZM172 30V28H171ZM206 30V29H205ZM220 30V29H218ZM222 30V29H221ZM246 31V29H244ZM243 30V31H244ZM255 30V29H254ZM139 31V30H138ZM197 30L194 31V34ZM204 31V30H203ZM207 31V32H208ZM217 31V30H216ZM223 31V30H222ZM226 31V34H228L229 32H231V36L233 35V31H230L229 32L227 31V29L225 30ZM130 32V31H129ZM164 32V31H163ZM169 32V31H168ZM172 32V31H170ZM200 32V30L198 31V33ZM220 34H221V31H219ZM218 32V33H219ZM228 32V33H227ZM236 32V31H235ZM249 32V31H248ZM260 32V31H259ZM264 32V30H263ZM197 33V32H196ZM206 33V31L204 32ZM204 33H201L200 35L202 36H205L203 35ZM208 33V34H209ZM216 33V32H215ZM224 33V31L222 32ZM133 34H136L133 32ZM173 34V33H172ZM177 35L179 34V31L176 33ZM193 34V36H194ZM217 34V33H216ZM215 34V35H216ZM219 34V35H220ZM257 34V33H256ZM260 34V33H259ZM137 35V34H136ZM150 35V34H149ZM176 35V36H177ZM181 35V34H180ZM207 35V34H206ZM211 35V34H210ZM212 35L214 36V34L212 33ZM211 35V36H212ZM246 35V34H245ZM254 35V34H253ZM261 35V34H260ZM133 36V35H132ZM152 36V35H151ZM165 36V35H164ZM167 36V35H166ZM201 36V37H202ZM230 36V37H231ZM236 36V35H235ZM259 36V35H258ZM257 36V37H258ZM135 37V36H134ZM168 37V36H167ZM174 37V36H173ZM190 37H192L190 35ZM190 37H188V40H185V41H189ZM217 37V36H216ZM225 36H223L224 38ZM229 38V36H227ZM240 37V36H239ZM238 37V38H239ZM247 37V35H246ZM262 37V36H261ZM129 38V39H128ZM169 38V37H168ZM179 38H183L181 36H179ZM178 38V40H179ZM185 38V37H184ZM203 38V37H202ZM206 38H209V35L208 37ZM205 38V39H206ZM222 38V39H223ZM226 38V37H225ZM227 38V39H228ZM243 38V37H242ZM245 38V37H244ZM260 38V37H258ZM258 38H255V39H258ZM132 39V38H131ZM134 39V38H133ZM199 38H197V41H198ZM211 37L209 38L208 42H206L207 44L209 43ZM237 39V38H236ZM241 39V38H240ZM249 39V38H248ZM247 39V40H248ZM261 39V38H260ZM260 39H258L257 41H259ZM112 41V39H110ZM109 40V41H110ZM138 40V39H137ZM136 40V41H137ZM166 40V38H165ZM172 40V38H171ZM170 40V41H171ZM176 40V39H175ZM193 40H195L194 38L192 39V42ZM204 40V39H203ZM202 40V41H203ZM213 40V39H212ZM215 40V38H214ZM213 40V42H214ZM246 40V39H245ZM250 40V39H249ZM253 40V39H252ZM135 41V40H133ZM169 41V40H168ZM167 41V43H168ZM174 41V40H173ZM180 41V40H179ZM196 41V40H195ZM201 41V40H200ZM199 41V42H200ZM219 41V40H218ZM217 41V42H218ZM223 41V40H222ZM229 41V40H228ZM242 41V39H241ZM103 41H101L102 43ZM181 42V41H180ZM205 42V41H204ZM202 42V44L204 43ZM231 42V41H230ZM255 42V41H253ZM260 42V41H259ZM132 43H135V42H132ZM179 43V42H178ZM177 43V44H178ZM184 43V42H183ZM195 44V42H193ZM211 43V42H210ZM219 43V42H218ZM223 43V42H222ZM238 43V41H237ZM240 43V42H239ZM243 43V42H242ZM241 43V44H242ZM247 43V41H246ZM250 43V42H249ZM261 43V42H260ZM264 43V42H263ZM108 44V43H107ZM106 44V45H107ZM120 44V45H122ZM126 44V43H125ZM130 44V43H129ZM136 44V43H135ZM134 44V47L137 46L138 44L135 45ZM166 44V43H165ZM175 44V45H177ZM192 44V43H191ZM206 44V45H207ZM228 44V43H227ZM236 44V43H235ZM262 44V43H261ZM260 44V45H261ZM119 45V46H120ZM164 45V44H163ZM167 45V44H166ZM169 45V44H168ZM187 45V43L185 44ZM201 45V44H199ZM205 45V44H204ZM205 45V46H206ZM209 45V44H208ZM213 45V44H212ZM230 45V44H229ZM228 45V46H229ZM234 45V44H233ZM251 45V44H250ZM252 45H255V44H252ZM259 45V46H260ZM116 46V45H115ZM118 46V47H119ZM130 46H132L130 44ZM129 46V47H130ZM170 46H171V42H170ZM191 45H189L188 47H190ZM210 46V45H209ZM220 46V48L222 47V44L221 45H218ZM224 46V45H223ZM237 46V45H235ZM240 46V45H239ZM242 46V45H241ZM240 46V47H241ZM245 46V45H244ZM247 46V44H246ZM258 46V45H257ZM114 47V46H113ZM112 47V48H113ZM133 47V46H132ZM139 47V46H138ZM167 47V46H166ZM166 47H165V50H166ZM172 47V46H171ZM175 47V46H174ZM178 46H176V50ZM180 47V46H179ZM182 47V46H181ZM197 47V46H195ZM204 47V46H203ZM207 47V46H206ZM216 47V46H214ZM213 47V48H214ZM238 47V46H237ZM249 47V45H248ZM262 45H261V48L259 49L260 52L258 53H262L263 54V49H262ZM94 48V49H93ZM116 48V47H115ZM136 48V47H135ZM184 48V47H182ZM182 48H179V49H182ZM186 51H187V46L185 47ZM192 48V47H191ZM201 48V46H200ZM209 48H212V47H209ZM217 48V47H216ZM134 48H132L133 50ZM163 49V48H162ZM169 49V48H168ZM190 49V48H189ZM194 49V48H193ZM198 49V48H197ZM225 49V47H224ZM228 49V48H227ZM232 49V48H231ZM235 48H233L234 50ZM241 49V48H240ZM252 49V48H251ZM98 50V49H97ZM173 50V49H172ZM175 50V51H176ZM183 50V49H182ZM195 50V49H194ZM199 50V49H198ZM209 50V49H208ZM213 50V49H212ZM222 50V49H221ZM233 50H231L233 52ZM171 51V50H169ZM185 51V52H186ZM189 51V50H188ZM202 51V50H201ZM210 51V50H209ZM230 51V50H229ZM239 51V49H238ZM237 51V52H238ZM246 51V50H245ZM131 52V51H130ZM163 52H164V49H163ZM173 52V51H172ZM184 52V50H183ZM194 52V51H192ZM205 52V51H203ZM208 52V51H207ZM168 53V52H166ZM171 53V52H170ZM169 53V54H170ZM174 53V52H173ZM178 53H181L180 51ZM178 53L176 54L175 52V55H178ZM206 53V52H205ZM215 53V52H214ZM240 53V52H238ZM241 53H244L243 51ZM250 53V52H249ZM254 53V51H253ZM128 54L130 55L131 53L128 52ZM133 54V53H132ZM131 54V55H132ZM187 54V53H186ZM184 54L186 57L189 56V55H186ZM189 54V52H188ZM194 54V53H193ZM191 54V55H193ZM230 54V53H229ZM228 54V55H229ZM233 54V53H232ZM261 54V55H262ZM114 55V54H113ZM127 55V54H126ZM135 55V54H134ZM174 55V56H175ZM182 55V53H181ZM180 55V56H181ZM183 55V56H184ZM190 55V56H191ZM198 55V54H197ZM213 55V54H212ZM216 55V54H215ZM219 55V54H218ZM226 55V54H225ZM234 55V54H233ZM240 54H238L239 56ZM253 55V54H252ZM260 55V56H261ZM264 55V54H263ZM161 56V55H159ZM164 55H162V57L160 59H158L159 61L155 62V65H152L149 63V67L145 68V74L143 75V79L141 81H138V79L134 80V82L129 81L131 83H133L132 85L126 87V89H123V90H126L124 92H122V86L123 85H126V84H123L121 87L116 83L115 79L117 78L116 75H117V72H118V67L120 66H114L115 63H113V66L112 67H108L106 68L107 66L104 67L105 71H104V74H103V77H104V84H99V82L97 84H93L92 88H91V91L89 92L90 95H91V98L90 99H83V97H79L77 100L79 101H74L73 104H71L75 109L77 110H80V111H84L86 108L85 107H89L91 106V104L93 103L94 105V113L99 116L100 118L102 119H112V122H115V123H120L121 120L123 119V117L119 116V115H114L112 114L111 112V108L112 107L110 106V103L112 102H115L116 103V100L119 101L120 99H126V103L128 104V99L134 95L136 93H134V91L139 93L140 90H143L145 91L146 93L148 92L147 90H149L150 87L149 84L152 83L153 81V84L158 80L159 84H160V89H161V94H159L160 96H163L161 98H164L166 99V101H170V104H174V106H176L178 112H179V109H181V107L184 105L183 102L185 103V98H187L188 96H195L194 94L196 93H199V95H201L203 97L202 99V105L200 106L198 104V107H199V110H197V107H195V110L196 111H191L190 112V115L188 117H186V121H184L183 124H181V120H182V117L185 116V115H182L181 117V120L180 118L178 117L180 115V112L178 114V118L172 120V122H168V121H165L166 117L168 118L169 117V114L168 116L165 115L166 112L162 111L164 113V115L166 116L163 120V118L160 117L159 120H157L156 124H154L153 126L151 125L150 127H148L147 130H149V141L152 143V141L154 143H156L157 145V149L156 148H152L150 147V150L146 153H143V154H137L136 151L131 147L125 151H120L119 149V152L118 155H120V160L118 161V165L119 166V169H124L123 167H121V165H125L123 163V160L124 162L127 161L128 164L126 165H129V170L128 172L130 173L129 175V178L127 179V181L125 183H122L118 189V198H117V201L116 203H123V205H121V208L120 210L118 211V219L116 218L117 222H118V225L123 228V230H126L130 225L134 224V223H137L138 220H143V217L145 216L143 213L146 211L147 209V205L149 203L153 204L155 203V208L157 209V213L158 215L160 216V218L163 219V217L165 216V213H168L167 211H169L171 209V205H173L172 203L174 202V200L176 199L177 195H178V192L176 190H174L171 185L169 184V182L167 181V177L170 173V170L171 167L169 168V165L175 163L176 159L178 158V156L181 154V153H189L191 151H193V149H195V147H197L198 145H200V147L202 146V143H205L206 140L208 137L207 135L209 134V127L205 126L204 123H203V119L202 117H204L203 115L206 114V113H210V115H212V117L214 118V120L216 119V124L218 125V127L220 128V130L228 137L230 138H235V139H238L244 147H253L255 151H260L262 149H264V67L261 66L260 67V63H258L257 65H254L256 60L255 59V62L253 63V65H248V66H245V62L243 64V68H241L240 70L238 71H233L234 73H232L231 71V74H233V77L230 78V79H222V75H221V79L219 78V81L216 82V84L214 85L213 84V87L212 86H209V84L207 85V83H204L203 81H198L196 80V77L195 78H191L188 76H191V75H188L187 78L183 77L182 79H177L178 77H180L178 74V77L174 81H172L174 83V86L172 88H168L167 86V83L169 82V80L167 79L169 76H175L173 74L169 75L168 77L166 76V70H170L169 67H171L173 64H172V61H174L178 56H176V58L174 60H171V58L169 57H163ZM195 56V55H194ZM204 56V55H203ZM210 56V54H209ZM41 57H48L50 58V61H51V68L50 70L48 71L46 68V71L48 72H41V71H36L37 69H35V73H33V70L31 67H29L28 65L30 64L29 62L32 61L33 62V67L35 66L34 65V59H36L35 61H37V59H40ZM126 57V56H125ZM128 57V55H127ZM130 57V56H129ZM132 57V56H131ZM130 57V58H131ZM136 57V56H135ZM196 57V56H195ZM205 57V56H204ZM226 57V56H224ZM223 57V59H224ZM233 57V56H232ZM241 57V56H240ZM246 57V55H245ZM254 56H252L253 58ZM123 58V57H122ZM184 58V57H182ZM188 59L190 57H187ZM192 58V57H191ZM191 58L189 60H191ZM197 58V57H196ZM207 58V57H206ZM212 58V57H211ZM216 58V57H215ZM214 56H213V59H215ZM237 58V57H236ZM47 59V58H46ZM45 59V60H46ZM99 59V58H98ZM110 59V58H109ZM194 59V58H193ZM203 59V58H202ZM205 59V58H204ZM209 59V58H208ZM207 59V61H208ZM246 59V58H245ZM42 59H40L39 62H42L41 61ZM121 60V59H120ZM119 60V61H120ZM128 60V59H127ZM178 60V59H177ZM185 60V59H184ZM198 61V59H195V61ZM201 60V59H200ZM210 60V59H209ZM219 60V59H218ZM225 60V59H224ZM229 60V59H228ZM231 60V59H230ZM229 60V61H230ZM247 60V59H246ZM251 60V59H250ZM249 60V61H250ZM259 60V59H258ZM264 60V59H262ZM48 61V60H47ZM130 63L132 61L128 60ZM182 61V60H181ZM180 61V62H181ZM193 61V60H192ZM215 61V60H213ZM221 61V60H220ZM223 61V60H222ZM234 62V60H232ZM238 61V59H237ZM248 61V60H247ZM248 61V62H249ZM46 62V61H45ZM125 62L127 63V61L125 60ZM123 62V63H125ZM176 62V60L174 61ZM194 62V61H193ZM212 62V61H211ZM227 62V60H226ZM236 62V60H235ZM47 63V62H46ZM50 63V62H49ZM48 63V64H49ZM108 63V62H107ZM122 63V64H123ZM125 63V64H126ZM152 63V62H151ZM197 63V62H195ZM201 63V62H200ZM224 63V62H222ZM222 63H219V64H222ZM238 63V62H237ZM35 64H39V63H36ZM97 64V62H96ZM99 64V63H98ZM148 64V62H147ZM154 64V63H153ZM157 64V65H156ZM175 64V63H174ZM178 64V61L177 63ZM180 64V63H179ZM184 64H187V63H184ZM199 64V63H198ZM208 64V63H207ZM212 64V63H211ZM214 64V62H213ZM216 64V63H215ZM230 64V62L228 63ZM42 65V64H41ZM44 65V64H43ZM117 65V64H116ZM132 65V63H131ZM182 65H183V61H182ZM181 65V66H182ZM188 65V64H187ZM192 65V64H191ZM191 65H189L191 67ZM202 65L203 62H202ZM201 65V66H202ZM225 65V63H224ZM234 65L231 64L229 66H232ZM236 65V63H235ZM247 65V63H246ZM46 65H44L45 67ZM50 66V65H49ZM111 66V65H110ZM133 66V65H132ZM177 66V65H176ZM179 66V65H178ZM196 66V64L194 65ZM200 66V67H201ZM210 66V64H209ZM213 66V65H212ZM215 66V65H214ZM228 66V65H226ZM37 67V66H36ZM39 67V65H38ZM37 67V68H38ZM43 67V68H44ZM130 67V66H129ZM128 67V68H129ZM183 67V66H182ZM193 67V66H192ZM191 67V68H192ZM199 67V69H200ZM211 67V66H210ZM242 67V66H241ZM98 68V67H97ZM125 68V67H123ZM131 68V67H130ZM187 68V66H186ZM185 68V69H186ZM202 69L204 68V70H207L206 71V74L208 73V77H209V71H208V68L205 69V67H201ZM230 68V67H229ZM14 69L16 70L17 68L14 67ZM39 69V68H38ZM40 69H41V66H40ZM44 69V70H45ZM103 69V70H104ZM172 69V68H171ZM179 69V68H178ZM184 69V68H182ZM194 69V68H192ZM210 69V68H209ZM217 69H218V66H217ZM221 69V67H220ZM224 69V68H222ZM43 70V69H41ZM43 70V71H44ZM125 70V69H123ZM174 70V68L172 69ZM196 70V69H195ZM194 70V71H195ZM203 70V71H204ZM213 70V69H211ZM226 70H229L228 68ZM235 70V69H234ZM16 71H19L18 69ZM182 71V70H181ZM190 71V69H189ZM199 71V70H198ZM197 71V72H198ZM202 71V70H201ZM200 71V72H201ZM215 71V70H213ZM120 72V71H119ZM118 72V73H119ZM122 72V71H121ZM168 72V71H167ZM174 72V71H173ZM176 72H177V69H176ZM184 72V71H183ZM186 72V71H185ZM184 72V73H185ZM191 72V71H190ZM30 73V74H29ZM175 73V72H174ZM181 73V72H180ZM189 73V72H187ZM193 73V72H192ZM221 72H219V75H220ZM223 73V72H222ZM168 74V73H167ZM182 74V73H181ZM200 74V73H198ZM213 74V72H212ZM218 74V73H217ZM230 74V75H231ZM196 75V74H195ZM205 75V74H204ZM201 76V77H204L205 76ZM214 75V74H213ZM217 75V76H219ZM229 75V73H228ZM226 76L227 77H230V76ZM18 76V77H19ZM120 76V74H119ZM123 76V75H121ZM120 76V78H121ZM128 76V75H127ZM132 76V75H131ZM211 76V75H210ZM216 76V73L213 77H217ZM224 76V75H223ZM19 77V78H20ZM90 77V76H89ZM171 77V78H172ZM176 77V76H175ZM182 77V75H181ZM220 77V76H219ZM119 78V80H121ZM9 79V78H8ZM127 79V77H126ZM212 79V77H211ZM117 80V79H116ZM123 80V79H122ZM155 80V82H154ZM202 80V78H201ZM203 80H206L203 79ZM210 80V78H209ZM3 81V80H2ZM101 81V80H100ZM136 81V82H135ZM216 81V80H214ZM26 82V81H25ZM97 82V81H95ZM118 82V81H117ZM125 82V81H123ZM121 82V83H123ZM206 82V81H205ZM213 82V81H212ZM83 83V82H82ZM128 83V82H127ZM81 84V83H80ZM79 84V85H80ZM108 84V86H107ZM170 84V82H169ZM172 84V83H171ZM78 85V84H77ZM121 85V84H120ZM151 85V84H150ZM17 86V85H16ZM29 86V85H28ZM87 86V85H86ZM152 86V85H151ZM156 86V85H155ZM154 86V87H155ZM10 87V86H9ZM8 87V88H9ZM78 88V86H76ZM75 87V88H76ZM13 88H14V85H13ZM74 88V89H75ZM76 88V89H77ZM138 88H139V91H138ZM153 88V86H152ZM159 88V86H158ZM73 89V90H74ZM101 89H104L105 90V94L103 95L100 94V90ZM73 90L71 92H73ZM30 91V90H29ZM29 91H26V89H22L21 87H15L13 89V92H14V98L16 101H17V109L20 110V112L24 111L25 112V119L24 120H21V129L24 130V133H29L30 134V141L32 138H34V136L32 134H34L35 130L36 129H45V128H50L51 125L53 126L54 124H51L53 123L54 121L50 119L49 115L50 113L53 111L52 107L50 106L49 103H46L43 99L41 98H37V94L35 96V94H32L30 93ZM36 91V90H35ZM102 91V90H101ZM159 91V90H158ZM156 91V92H158ZM59 92V94H61ZM70 92V93H71ZM78 92V91H77ZM134 94H133V93ZM151 92V91H150ZM155 91L153 90V93ZM34 93V92H33ZM76 93V92H75ZM132 93V95H130ZM137 93V94H138ZM140 93H142L143 95V92L140 91ZM139 93V94H140ZM136 94V95H137ZM138 94V95H139ZM46 95V96H47ZM62 95V94H61ZM69 95V94H68ZM89 95V96H90ZM130 95V97H129ZM137 95V96H138ZM146 95V94H145ZM149 95H151L152 97V94L150 93ZM148 95V96H149ZM45 96V95H44ZM133 96V97H134ZM147 96V95H146ZM157 96V95H156ZM160 96L157 98L159 99ZM198 96V94H197ZM124 97H128L127 98H124ZM142 96L139 95V98H141ZM150 97V98H151ZM196 97V96H195ZM194 97V98H195ZM200 97V96H199ZM147 98V97H146ZM149 98V99H150ZM160 98V99H161ZM192 98V97H191ZM189 98V99H191ZM193 98V99H194ZM135 98H133L134 100ZM156 99V100H157ZM199 100L201 98H198ZM131 100V99H130ZM136 101L138 100V98L135 99ZM188 100V99H187ZM123 101V100H122ZM121 100L118 102L120 105V102L121 104H123ZM150 101V100H149ZM154 101V99H153ZM152 101V103H153ZM163 101V100H162ZM165 103L167 104L168 102ZM196 101V100H195ZM131 102V101H129ZM147 102V101H146ZM145 101L143 103H145V106L143 104L142 108L139 109V110H135V109H132L130 108V111H131V114L133 117L137 118L138 116H146L149 115L150 113H153L157 110V108H154L152 106H155L152 105L150 106L148 104V106H146V103ZM173 102V103H171ZM189 102V101H188ZM111 103V104H112ZM134 103V101L132 102ZM129 104V106H133L134 104ZM155 103V102H154ZM192 103V102H191ZM191 103L189 104V106L191 105ZM136 104V102H135ZM157 104H159V102H157ZM162 104V103H161ZM169 104V103H168ZM167 104V105H168ZM169 104V105H170ZM194 104V103H192ZM12 105V103H11ZM125 105V104H123ZM137 105V104H136ZM163 105H165L163 103ZM167 105H165L164 108H169ZM170 105V106H171ZM13 106V105H12ZM116 106V105H115ZM121 108H122V105H120ZM138 106V105H137ZM140 106V104H139ZM188 106V105H187ZM111 107V108H110ZM126 108V106H123ZM156 107V106H155ZM173 107V106H172ZM84 108V109H83ZM91 108V107H90ZM115 108V107H114ZM113 108V109H114ZM120 108V107H119ZM118 108V110H119ZM138 108V107H137ZM140 108V107H139ZM160 108V106H159ZM158 108V109H159ZM163 108V107H162ZM160 108V109H162ZM189 108V107H188ZM14 109V108H13ZM93 109V108H92ZM117 109V107H116ZM115 109V110H116ZM187 109V108H186ZM17 110V111H18ZM123 110V109H122ZM127 111V109H125ZM168 110V109H167ZM166 110V111H167ZM183 110V108H182ZM193 110V109H192ZM92 111V112H93ZM125 111V113H127ZM129 111V109H128ZM159 112L161 110H158ZM169 111V110H168ZM167 111V112H168ZM56 112V111H55ZM60 112V111H59ZM64 112V111H63ZM183 112H185L183 110ZM62 113V112H60ZM93 113V114H94ZM116 113V112H114ZM120 113V112H119ZM123 113V114H125ZM157 113V111L155 112ZM171 113V112H170ZM189 113V112H188ZM58 114V113H57ZM65 113H63V117L66 115H64ZM129 114V113H128ZM127 114V115H128ZM129 114V115H131ZM177 114V113H176ZM186 114V113H185ZM122 115V113H121ZM154 115V114H153ZM171 115V114H170ZM175 115V114H174ZM209 115V114H207ZM209 115V116H210ZM6 116V114H5ZM5 116L3 115V117L5 118ZM14 116H16V114H14ZM56 116V115H55ZM59 116V115H58ZM125 116V115H123ZM161 116V115H160ZM206 116V115H205ZM13 117V116H12ZM52 117V116H51ZM61 117V116H60ZM62 117V118H63ZM75 117V116H74ZM77 117V116H76ZM75 117V118H76ZM127 117V116H125ZM133 117H132V120H133ZM140 117H138L140 119ZM154 117V116H153ZM156 117H159L158 115ZM173 117V116H172ZM1 118V116H0ZM7 118V117H6ZM10 118V117H8ZM17 118V117H15ZM55 118V117H54ZM52 118V119H54ZM57 118V117H56ZM75 118L73 117H67V115L64 117V125H63V128L64 129H78V131H81V134H82V130H79V129H87L86 127L89 126V125H86L85 123V127L83 128L82 125L80 124V120H76ZM131 118V117H130ZM151 117H149L150 119ZM171 118V117H170ZM185 118V117H184ZM205 118V117H204ZM212 118V119H213ZM142 119V118H141ZM144 119V117H143ZM153 119V118H152ZM156 119V118H155ZM154 119V121H155ZM206 119V118H205ZM207 119H209L207 117ZM3 120V119H2ZM1 120V121H2ZM8 120V119H7ZM108 120V121H109ZM128 120V119H127ZM185 120V119H184ZM211 120V119H209ZM4 121H6L4 119ZM53 121V122H52ZM134 121H137V120H134ZM133 121V124L135 123ZM143 121V120H142ZM207 121V120H206ZM3 122V121H2ZM107 122V121H106ZM104 121V123H106ZM130 122V121H129ZM141 121H139L140 123ZM145 121H143V124H144ZM149 122V121H147ZM181 122L179 125L178 123ZM205 122V121H204ZM5 123V122H4ZM58 123V122H57ZM63 123V122H62ZM83 123V122H82ZM111 123V122H109ZM125 123V122H123ZM138 123V124H139ZM153 123V121L151 122ZM209 123V122H208ZM206 123V125L208 124ZM215 123V122H213ZM51 124V125H50ZM83 124V125H84ZM131 124V123H130ZM132 124V125H133ZM149 124V123H148ZM178 124V125H177ZM44 125V126H43ZM108 125V124H107ZM110 125V124H109ZM113 125V124H112ZM111 125V126H112ZM123 125V124H121ZM136 125V124H135ZM146 126V124H144ZM1 126V125H0ZM119 126V125H118ZM141 125L139 126H134V128H127V129H123L122 130V134H123V138L125 141L123 142H126L127 144H131V143H135L137 140H139V138L142 136H140V131H142L141 129H136L135 127H140ZM143 126V125H142ZM148 126V125H147ZM91 127H93L91 125ZM212 127V125L210 126ZM214 127V126H213ZM90 128V127H89ZM95 128V127H94ZM92 128V130L94 129ZM105 128V127H104ZM122 128V127H121ZM126 128V126H125ZM145 128V127H144ZM143 128V129H144ZM10 128L8 127V129H5L6 131H8ZM20 129V130H21ZM146 129L144 131H146ZM211 129V128H210ZM11 130V129H10ZM91 130V132H92ZM105 130L107 131V129L105 128ZM114 130H117L118 131V128L114 129ZM113 130V131H114ZM44 133H45V130H43ZM85 131V130H83ZM143 131V132H144ZM39 132V131H38ZM73 132V131H72ZM88 132V131H87ZM86 132V133H87ZM102 132V131H101ZM100 132V133H101ZM109 133V131H107ZM111 134L110 135H113L112 134V131H110ZM120 132V131H119ZM75 133V132H74ZM90 133V132H89ZM99 133V134H100ZM107 133V134H108ZM15 134V133H14ZM28 134V135H29ZM36 134V133H35ZM41 134V133H39ZM105 134V132L103 133ZM107 134H105L104 136L102 135H96L98 138H93L92 141L94 139L95 140V148L94 150H90L89 152V160L87 161V164L86 166L84 167L87 171H90L91 167L92 166H95L97 165V162H98V159L100 156H104V154L106 153L107 150H110V147H112V145L114 146V139H112L111 136H108ZM37 135V134H36ZM72 135V134H71ZM94 135V134H93ZM116 135V134H115ZM70 136V135H69ZM77 136V135H76ZM75 136V137H76ZM83 138H84V135H82ZM16 137V136H14ZM27 137V136H26ZM37 137V136H36ZM74 137V135L72 136ZM111 137V138H110ZM21 138V136H20ZM19 138V139H20ZM23 139H21L23 141V145H24V142H25V138L22 137ZM113 138H114V135H113ZM116 138V137H115ZM13 139V137H12ZM117 139V138H116ZM4 140V139H3ZM87 140V138H86ZM121 140V139H120ZM20 141V140H19ZM34 141V140H33ZM89 141V140H88ZM121 141V142H122ZM1 142V141H0ZM28 142V141H26ZM25 142V143H26ZM47 142V141H46ZM116 142V141H115ZM118 142V141H117ZM116 142V144H118ZM85 143V142H84ZM94 144V143H93ZM122 144V143H121ZM26 145V144H25ZM24 145V146H25ZM27 145H29V143H27ZM43 145L44 143H40L38 146V149L36 151H40L42 148H43ZM83 145V144H82ZM120 145V143L118 144ZM125 145V144H123ZM137 145V144H136ZM153 145V144H152ZM4 146V145H3ZM20 147V145H18ZM45 146V145H44ZM47 146V145H46ZM92 146V145H91ZM116 146V145H115ZM5 147V146H4ZM28 147V146H27ZM26 147V148H27ZM154 147V146H153ZM3 148V147H2ZM18 148V147H17ZM37 148V147H36ZM121 148V147H120ZM159 148V149H158ZM198 148V147H197ZM1 149V148H0ZM125 149V148H123ZM155 149V151H154ZM83 150V148L81 149ZM89 150V149H88ZM35 151V150H34ZM138 151V150H137ZM158 151V152H157ZM42 152V151H41ZM88 152V151H86ZM85 152V153H86ZM109 152V151H107ZM157 152V154L159 155L157 159L154 155L155 153ZM37 153V152H36ZM35 153V154H36ZM112 153V152H111ZM142 153V152H141ZM2 155V154H1ZM37 155V154H36ZM78 155V154H77ZM111 155V154H110ZM35 156V155H34ZM114 156V155H113ZM4 157V156H3ZM106 158V157H105ZM81 159V158H80ZM84 158H82L81 160H83ZM102 159V158H101ZM100 159V160H101ZM38 160V159H37ZM159 161L161 162L160 163V166L155 170V177H156V180H157V184L156 185H153V186H149V187H146L145 184H146V181L148 179H146L147 175L143 173V169L146 168V167H149L152 163H154L155 161ZM1 161V160H0ZM9 161V160H8ZM40 161V160H39ZM83 162V161H82ZM104 162V160L102 161V163ZM115 162V161H113ZM112 162V163H113ZM2 163V162H1ZM0 163V165H1ZM7 163V162H6ZM42 163V162H41ZM100 163V162H99ZM107 163V162H106ZM43 164H41L42 166ZM68 165V164H67ZM74 165V164H73ZM83 165V164H82ZM103 165V164H102ZM112 165V164H111ZM2 166V165H1ZM31 166V165H30ZM29 166V167H30ZM76 166V165H75ZM98 166V165H97ZM32 167V166H31ZM36 167V166H35ZM40 167V166H39ZM44 167V166H43ZM61 167V166H60ZM65 167V166H64ZM63 167V168H64ZM70 167V166H69ZM99 167H100V164H99ZM105 167V166H103ZM17 168V167H16ZM42 168V167H41ZM62 168V169H63ZM118 168V167H117ZM35 169V168H34ZM60 169V170H62ZM68 169V168H67ZM66 169V170H67ZM116 169V167H115ZM153 169V168H152ZM36 170V169H35ZM38 170V169H37ZM78 169L77 168H74L73 166V169L68 172H66V175L63 177L64 179H71L73 177V175L76 173ZM114 171V168L112 169ZM111 170V171H112ZM34 171V170H33ZM46 171V170H45ZM99 171V170H98ZM112 171V172H113ZM29 172V171H28ZM37 173V171H35ZM34 172V173H35ZM44 172V171H43ZM41 172V173H43ZM57 172V171H56ZM55 172V173H56ZM83 172V171H82ZM86 172V171H85ZM101 173V172H100ZM108 173V172H107ZM111 173V172H110ZM125 173V172H123ZM3 174V173H2ZM53 174V173H52ZM60 174V173H59ZM37 175V174H36ZM57 175V173H56ZM55 175V176H56ZM118 175V174H117ZM121 175V174H120ZM3 176H6L3 174ZM2 176V177H3ZM43 176V175H42ZM52 177V175H50ZM59 177V175H57ZM110 176V175H109ZM112 176V175H111ZM83 177V176H82ZM39 178V177H38ZM55 178V177H54ZM57 178V177H56ZM62 178V179H63ZM109 178V177H108ZM106 178V180L108 179ZM116 178V177H115ZM6 179V178H5ZM151 179V178H150ZM53 180V179H52ZM51 180V181H52ZM93 180V179H92ZM121 180V179H120ZM123 180H126V179H123ZM64 181V180H63ZM63 181H60V182H63ZM101 181V179H100ZM109 181V180H108ZM116 181V180H115ZM118 181V180H117ZM116 183H119L120 182H117ZM53 182V181H52ZM92 182V181H91ZM153 182V181H152ZM49 183V182H48ZM59 183V182H58ZM106 183V182H105ZM111 183V182H110ZM61 184V183H60ZM150 184V183H149ZM48 185V184H47ZM102 184L100 183L99 186H101ZM117 185V184H116ZM148 185V184H147ZM115 186V185H114ZM46 187V186H45ZM58 188V186H54V189H52V191H56ZM93 188V187H92ZM112 188V187H111ZM109 188V189H111ZM114 188V187H113ZM117 188V187H116ZM49 189V188H48ZM94 189V188H93ZM100 189V188H99ZM98 189V190H99ZM103 189V188H102ZM96 190V191H98ZM107 190V189H106ZM113 190V189H112ZM116 190V189H115ZM47 192V191H46ZM45 192V193H46ZM112 192V191H111ZM50 193V192H49ZM109 193V192H108ZM116 193V192H114ZM98 194V193H97ZM99 194H101L99 192ZM104 194V193H103ZM102 194V195H103ZM157 194L158 197L157 198H154L152 197V195H155ZM44 195H47V194H44ZM49 195V194H48ZM51 195V194H50ZM49 195V196H50ZM43 196V195H42ZM115 196V195H114ZM156 197V195H155ZM42 199V198H41ZM45 199V198H44ZM105 199V198H104ZM107 199V198H106ZM110 199V198H108ZM46 202V201H45ZM44 202V203H45ZM109 202V200L107 201ZM153 202V203H152ZM104 203V202H103ZM111 203V202H110ZM115 203V204H116ZM107 204V203H106ZM113 204V203H112ZM111 204V205H112ZM17 205H19L18 203L16 204L15 206V209L17 208ZM109 205V203H108ZM48 206V205H47ZM110 206V205H109ZM62 207V206H61ZM151 207V206H150ZM105 209V208H103ZM111 209V208H110ZM99 210V209H98ZM148 210V209H147ZM150 210V209H149ZM154 211V209H152ZM107 211V210H106ZM111 211V210H110ZM152 211V212H153ZM109 212V211H107ZM117 212V210H116ZM100 213V212H99ZM114 213V212H113ZM149 215V214H148ZM152 215V214H150ZM167 215V214H166ZM103 216V215H102ZM112 216V215H111ZM110 216V217H111ZM147 216V215H146ZM101 217V216H100ZM109 217V218H110ZM154 217V216H153ZM106 218V217H105ZM165 219V218H164ZM163 219V220H164ZM103 220V219H102ZM106 220V219H105ZM109 220V219H108ZM158 220V219H157ZM114 222V221H113ZM161 222V221H160ZM164 222V221H162ZM109 223V222H108ZM116 223V222H115ZM100 224V222H99ZM102 225V224H101ZM104 225V224H103ZM117 226V225H116ZM100 229V228H99ZM104 229V227H103ZM98 231V230H97ZM108 231V230H107ZM126 232V231H125ZM108 233V232H107ZM128 233V232H127ZM95 233H89L88 235L89 236H93ZM117 235V234H116ZM120 236V235H119ZM175 241L179 242V243H182V244H185L179 237H175L174 240L170 241L169 243H167V245H163L162 248L160 249V252L163 253L166 252L167 250L170 249V246L172 243H174ZM207 248V245L205 246ZM175 250V248H174Z\"/></svg>",
    "mask_w": 264,
    "mask_h": 264
},
{
    "label": "built area",
    "instance_id": "2783aa9c",
    "mask_svg": "<svg viewBox=\"0 0 264 264\" xmlns=\"http://www.w3.org/2000/svg\"><path fill=\"white\" fill-rule=\"evenodd\" d=\"M150 147L144 140L139 148L145 153ZM167 181L178 192L167 242L143 254L145 263L153 264L164 255L163 245L191 230L207 239L208 257L196 264H264V149L214 131L206 144L178 158Z\"/></svg>",
    "mask_w": 264,
    "mask_h": 264
},
{
    "label": "crops",
    "instance_id": "0c3cea01",
    "mask_svg": "<svg viewBox=\"0 0 264 264\" xmlns=\"http://www.w3.org/2000/svg\"><path fill=\"white\" fill-rule=\"evenodd\" d=\"M62 216L30 246L13 251L0 247V264H147L142 255L156 251L165 237V230L140 220L118 237L95 238L85 232L81 213L70 210ZM178 237L185 244L175 241L170 246L171 254H164L153 264H185L186 260L196 264L208 257L206 237L191 230ZM177 251H181L179 256Z\"/></svg>",
    "mask_w": 264,
    "mask_h": 264
}]
</instances>
